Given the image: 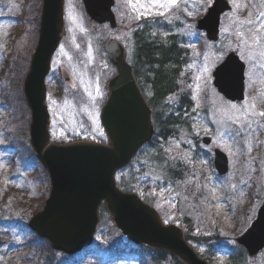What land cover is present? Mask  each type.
Here are the masks:
<instances>
[{"label": "rangeland", "instance_id": "374dc122", "mask_svg": "<svg viewBox=\"0 0 264 264\" xmlns=\"http://www.w3.org/2000/svg\"><path fill=\"white\" fill-rule=\"evenodd\" d=\"M41 1L0 0V264H69L27 226L43 210L50 192L46 171L29 144L30 110L22 90L37 44ZM115 2L117 27L110 29L87 17L82 0H64L65 35L45 79L51 142L107 143L99 121L107 82L115 73L104 52L107 40L125 46L129 65L138 69L135 81L143 84L141 92L152 108V74L148 65L135 63L134 34L152 25L151 41L173 37L181 61L179 93H185L190 105L182 117L187 121L174 137L158 142L160 162L145 164L155 149L143 148L130 167L116 175L117 184L121 190V183L133 186L164 224L184 231L200 257L210 254L209 264H264V250L256 257L245 252L241 256L236 243L264 201V116L259 115L264 112V0H227L231 10L221 17L216 43L196 29L213 0ZM136 3L144 7L133 8ZM231 52L245 65L244 100L235 103L212 85L215 67ZM168 99L174 104V95ZM206 136L212 138L209 146L201 143ZM214 148L227 156L225 176L213 168ZM168 167L179 176L173 173V183L165 180ZM87 250L103 260L122 257L116 264H138L137 247L120 235L102 206ZM81 253L71 258L77 260ZM163 264H171L168 257Z\"/></svg>", "mask_w": 264, "mask_h": 264}, {"label": "water", "instance_id": "95a60500", "mask_svg": "<svg viewBox=\"0 0 264 264\" xmlns=\"http://www.w3.org/2000/svg\"><path fill=\"white\" fill-rule=\"evenodd\" d=\"M64 0H42L37 45L30 56L23 82V95L31 112L30 147L50 180L43 210L28 221V228L55 251L74 255L91 246L99 224L98 209L104 203L118 232L136 246L166 252L182 264H206L190 248L183 231L165 226L160 215L136 194L116 186L115 174L128 167L138 150L154 135L151 109L142 97L126 62V50L110 39L104 51L115 75L108 81V98L100 111V124L108 145L92 142L50 143V119L45 105V79L51 61L65 35ZM85 13L96 24L116 27L114 0H82ZM230 11L227 0H214L196 28L210 42L219 38L220 18ZM245 65L233 53L214 69L213 87L225 100H244ZM63 78L67 76L63 73ZM204 145L211 139L205 137ZM214 169L228 172L225 155L214 152ZM249 256L264 248V203L249 229L237 239Z\"/></svg>", "mask_w": 264, "mask_h": 264}, {"label": "trees", "instance_id": "16d2710c", "mask_svg": "<svg viewBox=\"0 0 264 264\" xmlns=\"http://www.w3.org/2000/svg\"><path fill=\"white\" fill-rule=\"evenodd\" d=\"M151 26L152 25H145L141 28V30L136 31L134 34V44L136 48L134 56L135 63L142 65V67L143 64L148 65L150 74H152L151 80L149 81L152 85L150 105L152 106L151 109L153 111L152 118L155 126V135L147 147L155 149V153L153 156L149 157L151 159L144 161L145 164L158 163L161 161L158 157L161 153L158 142L166 141L168 138L174 137L177 134V131L184 127L183 123L187 120L182 119V117L190 108L185 93H179L178 71L181 67V61L180 53L177 50L174 38L169 36L168 40L165 42L159 41L156 38L154 41H151ZM137 73L138 69H136L134 65V76ZM142 85V83H139L140 88L143 90ZM171 95H174L175 102L174 104L169 105L168 96ZM187 127L191 130L190 125ZM185 132H187L188 135H191V131L187 130ZM154 156H157L156 158L158 159L154 158ZM166 169L167 172L165 180L166 182L173 183L175 181L174 175L177 177L179 176L169 167ZM120 187L126 192H135V188L129 184L121 183ZM146 201L150 203L147 199ZM185 227L187 232H189L191 224L187 220L185 222ZM117 251H123V249ZM136 253L139 254V258L136 260L138 264H163L167 257L169 258L171 264H181L173 257L160 251H154L141 247L137 248ZM93 254L99 253H91V251L83 252L79 255L77 260H74L71 257H66V260L68 259L67 261L69 264H81L90 261L95 262L96 264H114L117 261L123 260L118 259L116 255L111 256L107 260H103L100 256L95 257ZM209 255L205 254L201 256L207 264H209L211 259L208 258ZM239 258L240 256L232 258V260H237Z\"/></svg>", "mask_w": 264, "mask_h": 264}, {"label": "snow or ice", "instance_id": "6c2138e0", "mask_svg": "<svg viewBox=\"0 0 264 264\" xmlns=\"http://www.w3.org/2000/svg\"><path fill=\"white\" fill-rule=\"evenodd\" d=\"M169 3L175 4L176 3V0H169ZM167 6H168L167 4H160L159 5V7H167ZM132 7L133 8L144 7V5H139L138 3H136V4H132ZM259 115L264 116V112L259 113Z\"/></svg>", "mask_w": 264, "mask_h": 264}]
</instances>
